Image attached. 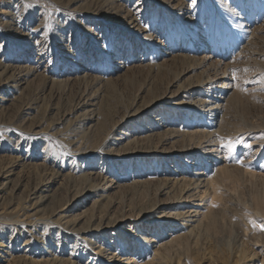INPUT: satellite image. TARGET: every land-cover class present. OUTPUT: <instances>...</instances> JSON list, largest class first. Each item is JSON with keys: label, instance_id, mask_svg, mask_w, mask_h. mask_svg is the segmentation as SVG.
<instances>
[{"label": "rangeland", "instance_id": "rangeland-1", "mask_svg": "<svg viewBox=\"0 0 264 264\" xmlns=\"http://www.w3.org/2000/svg\"><path fill=\"white\" fill-rule=\"evenodd\" d=\"M176 2L181 5L174 6ZM263 2L264 0H197V4L193 6L191 0H0V52H7L8 61L16 64L19 53L27 48L32 58L23 66L37 65L34 75L28 78V85L22 87L23 90L9 84L0 92V96L4 98H11L12 95L17 97L4 113H0V134L6 136L5 126L11 128L20 124L13 136L8 135V140L0 136V174L8 170H13L14 173L10 175L12 182L9 184L10 188L14 187V192L8 195L10 201L2 210L4 215L15 214L14 219L19 217L20 220L16 219L20 222L29 220L28 205L31 198L51 185L53 190L49 200L51 197L56 198L53 204L42 206V212L46 217L44 220L52 228L41 245L45 247L43 251L49 253L68 252L64 236L55 230V224H51L54 219L48 218L51 211L56 208L58 212L61 204L77 198L91 183H102V175L108 173L105 177L110 181L113 179L112 186L96 191V196L108 194L103 211L108 212L113 222H118V226L113 227L110 233L123 236V231L130 233L133 227L142 225L157 240L180 229V224L155 229V226L151 227L147 222L139 221L138 224L136 220L145 219L144 211L153 207H156L158 214L170 209L181 210L182 206L174 203L189 185L175 184L171 190L155 178L184 176L198 181L202 176L198 174L204 171L205 177L209 175L213 176L211 179L214 178L213 184H210L212 190L209 188L208 191L210 198H213L209 209L219 208L215 211L217 223L210 230L199 231L196 243H190L179 250L168 247L161 264L262 262ZM223 6L232 10V23L228 19H221L219 10ZM175 13H180L182 20H176ZM130 16L134 19L132 23L129 21ZM5 22L10 26L7 24V28L3 29L5 25L2 23ZM238 22L241 23L237 24ZM195 23L199 25L195 30L199 34L191 32V29H195ZM243 29L252 30L248 39L242 37L240 31ZM4 42L6 44L1 45ZM202 57L209 58L205 62ZM19 70L24 72L25 68L10 69V73L14 72L17 76ZM81 72L87 77H81ZM216 76H219L216 79L219 86L214 93L225 98L222 100L223 109L218 110L221 113L218 114L220 116L217 122L214 116L202 114V117L200 112L169 106L171 103L181 104L193 97H202L203 93L207 96L212 85L206 86L203 93H188L185 89L203 78L213 79ZM68 77L73 79L59 82ZM54 80L57 82L53 84ZM92 96L98 97V103L101 102L99 105L103 104L102 109L109 110V115L107 129L103 134L98 137L95 135L89 141L85 139V145L82 140L67 143L63 133L58 135L52 131L53 137L44 136V140L32 131L38 125L39 131H45V128L57 122L60 123V129L68 125L69 128L65 129L73 131L77 126L73 119L85 111L79 107ZM137 107L144 110L143 115L111 132L114 125L119 124ZM153 117L158 120L154 121ZM188 117L196 122H189ZM206 119L216 123L217 131L209 138L212 141L210 144L215 145L217 150L212 153H205L211 146H199L206 139V132L212 129L210 124L204 122ZM171 129L178 134L193 130L198 133L193 135H197L196 138L192 135L189 138L172 137L171 134L167 135ZM126 130L130 131L132 138L146 134L149 136L146 135V139L139 138L137 145L131 148L120 149V153H134L126 156L127 158L123 157V161L116 160L113 163L105 155L96 153L91 164L83 168L82 160L71 158L76 149L97 147L94 149L105 151L111 144L106 142V139L109 141L108 133L111 132L110 136L121 135ZM229 144L234 145L232 150L227 147ZM135 149H141L144 154H135L139 151H133ZM182 150L185 152L179 154ZM20 156L23 164L16 162ZM196 159H199V165L191 166L189 163ZM215 168L220 170L219 174L216 173L217 170L214 171ZM84 171L90 173V180H83ZM124 175L128 179L150 176L149 180H153L152 177L155 181L146 184L125 182L128 185H124ZM93 198L97 197L90 194L88 198L75 200L74 208L69 213L91 205ZM151 213L147 214L150 216ZM125 218L132 220L124 221ZM13 231L0 236V264H51L49 260H44L49 257L48 252H42L41 256L28 252L27 258L19 261L16 255L18 251L25 250L26 246L22 237ZM128 244L126 240V245ZM137 250L138 246L134 247L132 253ZM75 251L77 252V248ZM85 253L86 256L79 264H85L87 257L93 255L89 250ZM141 257H144V253L139 259Z\"/></svg>", "mask_w": 264, "mask_h": 264}, {"label": "bare ground", "instance_id": "bare-ground-1", "mask_svg": "<svg viewBox=\"0 0 264 264\" xmlns=\"http://www.w3.org/2000/svg\"><path fill=\"white\" fill-rule=\"evenodd\" d=\"M109 1H111V0H109ZM214 3L217 4L216 1ZM228 4H227V6H229ZM180 5H181V3L180 4L177 3L176 5L174 4V6H180ZM226 7H224V8L220 7L221 10H219V15H221L222 20L228 19L232 23L233 19H234V14H232V12H231L232 10H228ZM117 12H118V10H117ZM141 14H143V13H141ZM174 17L176 18V20H178V18L182 20V18H180V13H175ZM133 20H132V17L130 16V20H129L130 23H132ZM234 22L236 23L237 21H234ZM240 23L238 22L237 24H240ZM3 24L5 25L3 27V29H6L7 28L6 25L8 23L5 22V23H2V25ZM193 26L195 29H191V32L197 33L195 30L197 28H199L198 27L199 25H197L195 23V25H193ZM12 29H13V27H12ZM33 30H36V28H34ZM140 31H142V30H140ZM16 32H18V31H16ZM240 32L242 33V35H243L242 37H244V38H247V36H249V34H252V30H244L243 29ZM30 34H31V31H30ZM197 34H199V33H197ZM234 35H236V34H234ZM2 44L5 45L6 42L1 43V45ZM0 51H2V49ZM6 54H8V53L6 52ZM6 54L5 53L0 54V92L4 89L3 87H5L6 85H9V84H11L12 86H14L15 88H18V89L21 87V90H23V88H25L28 85V78L31 75H34L37 65L32 66V67L29 66V64H28V66H23L25 64V62H29L30 59L32 58L31 53L29 52V50L27 48L25 50H23V52L19 53V58L16 59V61H15L16 64L9 62L8 56ZM17 55H18V53H17ZM206 56H208V55H206ZM36 58H38V57H36ZM208 58L209 57H207V58L202 57L203 61L207 60ZM39 66L40 65H38V67ZM22 67H24L25 70H24V72H23V70L22 71L19 70L20 71V72H18L19 75L16 76L15 75L16 73L13 74L14 72L10 73V69H17V68L21 69ZM206 70H208V69H206ZM12 71H14V70H12ZM81 73H82L81 77H87V75H85V73L84 74H83V72H81ZM213 73H215V72H213ZM71 79H73V78L68 77V78L63 79V80H59V79L58 80H59V82H62V81H70ZM216 79H219V76L213 77V79H210V77L203 78L199 83L185 89V92H188V93L191 91L193 93H195L196 91L202 92V90L204 91V88L206 86L212 85L211 89L209 90V94H207V96L202 92L204 95L202 97H198L196 95L197 97H193L187 102H183L181 104L171 103V104H169V106L170 107H177L179 109H180V107H183V108H186L188 110L200 112L201 115L206 114L207 116L208 115L211 117L214 116V119L217 122V119L220 116V115L218 116V114L221 113V112L218 113V110L224 106V104H223L224 102L222 103V100H224L225 98L222 96L220 98L218 95L215 94L216 93L215 88L219 86V82ZM52 82L54 84L57 81L54 80ZM223 93H224V91H223ZM16 98H17L16 95H12L11 98L10 97L4 98V97L0 96V113H4V111H6L8 109L9 105H11ZM97 98H98L97 96H92L88 100L85 99L86 100L85 103L84 104L82 103L83 106L79 107V109H81V110L85 109V111L82 114L80 113L79 115H77L73 119V123L75 122L77 124V126L75 128L73 127L74 128L73 131L70 129H68V130L65 129V128H69L68 125L65 126V128L60 129L59 128V125H60L59 122H57L56 124H53L52 126L45 128V131H43L44 129H42V131L41 130L39 131L38 128H40L39 127L40 125H38L37 128H35L32 131H34V133L36 132L35 135L38 138H42L44 140L46 137H49V136L53 137L52 131H54L58 135L63 133V135L66 137L65 141L67 143H69V142L78 143L80 140H82V143H84L85 139H87L89 141L95 135H97V137L99 135H102L103 132L105 131V129H107L106 124H107V116L109 115V112H108L109 110L107 111L106 109H102L103 104L99 105V103H101V102L99 101V103H98ZM152 107H153V105L150 108H152ZM140 108L137 107L133 112H131L127 116H125L119 124L114 125L111 129V132L114 129L121 128L122 126L127 125L128 123H131L132 121H134L135 119H138L141 115H143L144 110L140 109ZM148 108H149V106H148ZM203 115H202V117H203ZM155 117H153V118H155ZM187 119H189V122H196V121H194V119H192L190 117H188ZM156 120H158V118L154 119V121H156ZM60 122H61V120H60ZM204 122H206L207 124H210L209 127H211L212 129H211V131L206 132L207 133L206 139L201 141L199 146H201V147L211 146V147H209L210 150L208 149V151L205 153H209V152L212 153V152H215L217 150L214 147L215 145H212V143L210 144V142H212V141H210L209 138H211V136L217 131L215 128L216 123L212 122L211 119H206ZM19 125H18V127H19ZM73 125H75V124H73ZM5 127L7 128V129L4 128L5 132H7L6 136H5V134L4 135L0 134V136L6 138L7 140H8V135L13 136L14 131L19 130V128L17 126L16 127L11 126V128H10V126H5ZM20 127H22V126H20ZM64 129H65V134H64ZM168 131H169V134L167 133L168 136L170 134L172 137L186 136L184 138H187V136L189 138L190 135L193 136L195 133H198L194 130L190 131V132H188V131L187 132H181L179 134L177 131H173L172 129L168 130ZM111 132L108 133L109 134L108 135L109 141H108V139H106L107 140L106 142L111 143L110 146H112V147L108 146V148H106L105 151H99L100 149L96 150L97 147H94L96 149H94V148H92V149H89V148L85 149L84 148V150H79V149L77 150L76 149V152L75 153L73 152L71 154V158H73L74 160H78V161L82 160L83 161L82 165L79 162L78 163L83 168L85 165L89 166V164H91V161L94 158V155H96V153H101V154L105 155L107 157V159H109V161L113 162V163L116 160L123 161V157H126V156L129 157V156H131V154H134V153H131V151H128L126 153H123V152L120 153L119 150L120 149L123 150L125 147L131 148L133 145H135L137 143L139 138L140 139L141 138L146 139L145 137L147 135L146 134L145 136L142 135L139 137L132 138L129 130H126L125 132L121 133V135L118 134L120 136H118L116 134L113 136H110ZM44 136H45V138H44ZM147 136H149V135H147ZM55 137H56V135H55ZM196 137H197V135H195L194 138H196ZM47 140H48V138H47ZM72 141H74V142H72ZM84 145H85V143H84ZM75 147H78V146H75ZM98 148H100V147H98ZM101 148H103V147H101ZM182 149H184V148H182ZM204 149H206V148H204ZM30 150H32V149H30ZM74 151H75V148H74ZM133 151H138V152H135V154H139V155L144 154V153H142L141 149H135ZM182 152H185V150L179 151L178 153L181 154ZM164 155H168V154H164ZM20 157L17 158L18 159V161H16L17 164H19L18 162L22 159V157L21 158ZM198 158L200 159L201 157H198ZM199 159L193 160L189 164L191 166L199 165V163L197 162ZM20 163L23 164V162H21V161H20ZM33 163H35V162H33ZM216 168L214 169V171L217 170ZM12 171L13 170H8V171H5V172L0 174V236L3 235L4 233L8 232V231L14 230L13 233L16 232L20 238L22 237L21 239H23V244L26 246V249L18 251V254L16 255V258L19 261H22L25 258H27L26 253H28V252H30L32 254H36V256H41L42 252H45L46 254H47V252L49 253V251H46V250L43 251L45 249V247L43 245H41V243L45 239H47L46 237L49 235V231L52 228V225L51 226L48 225L46 223V220H44V219H46V217H44V213L42 212L43 211L42 206H47V205L53 204V201L56 198V196H55V198L51 197L52 199L49 200L50 196L52 195L50 192L53 190L51 185H48L43 189L40 188V189H42L41 193H39L38 195H37V193H35V196L33 198H31V200L29 202V205H28V208L30 211L29 220H25V221L22 220L20 222V221H18V220H20L19 217H18L19 219L17 217H15V219H14L15 214H14V216L13 215L5 216L2 210H3L4 206L10 201V198L8 197V195H11L14 192V187L13 188L9 187V184L12 182V177L10 175L14 174ZM219 171L220 170L218 169L216 173L219 174ZM89 174L90 173L85 172L82 175L83 180H90V177H88ZM94 174H97V173H94ZM107 174L108 173H105L104 175L107 176ZM195 174L197 175L196 172H195ZM100 175H102V174H100ZM198 175L203 176V177L201 176L198 179V181L193 180V177H191L192 179H186V177H184V176H175L174 178L171 179V178H167V176L163 177L164 174L162 176L163 178H160V179H156L157 177L155 178V180L159 181V183L164 184L165 187L167 186L168 188H171V187L174 188L175 186H173V185H175V184L181 185V184L185 183V184L189 185V187L187 186V188H185L186 187V185H185V187H184L185 189L183 188L184 193L179 197L180 199L174 203L176 205L182 206L181 210L173 211L170 209L167 211H163L161 214H158L156 207L155 208L153 207L149 210L146 209L147 211H144L145 219L136 220V222H138V224H139V221H142V223L147 222V224L149 226H151V227L155 226L154 227L155 229H157L160 226L167 227V226H170L171 224H173V226H174L175 223L180 224V227H181L180 229L175 230L172 233H169L168 235H166L165 237H163L161 239L158 238L157 240L154 239L153 235L151 236L148 233V231L146 230L147 228L142 226V225H139L137 227L136 226L133 227L132 231L130 230L131 229L130 228L129 229L130 233L123 231V234H122L123 236H117V235L115 236L114 234H116V233H110L111 232L110 230L113 227L116 228L118 226V225H116L118 222L117 223L113 222V220L109 217V214H107L108 212L103 211L106 207V202L108 200V194L103 193L101 195L96 196V194H98V193H96V191L106 190L107 188L111 187L112 186L111 181L113 179H111V181H110L109 179H107L105 176L102 175V177H101L103 179L101 181L102 183H100V184L91 183L90 186L85 188L83 190V192L77 196V198H75V199L73 198L72 201H70V202L68 201L66 203L61 204L59 206L58 212H57L56 208H54L51 211V216L48 218L54 219V222H52V221H50V222H52L51 224H55L57 226V229H55V230H58L64 236V242H65L66 248H68L69 251L68 252L63 251L62 253H54V252L49 253V257H47L44 260H49L51 262V264H79V261H82V258H84V256H86L85 252L87 250H89V251H91V254H93L95 256H93V255L88 256L87 257L88 260L86 259L87 261L85 262V264H161V263H163L161 260H164V258H165L164 253L166 251H168L167 250L168 247H171L173 250L174 249L179 250V249H182L184 246L187 247L188 244H190V243H196V234L199 231L202 232V230H210V227L211 226L213 227V225L215 223H217L216 222V213L217 212L215 213V211H217V209H219V208H217V209L215 208L216 210L209 209L210 203L213 202L212 201L213 198L212 199L210 198V195H209L210 193H208V191H209V188H211L210 184L214 178L211 179V177H213V176L209 177V175H207V174H206L207 176L205 177L204 171L202 173H199ZM123 177H124V178H122V179H124L123 182L124 183L125 182L130 183V184H144V183L146 184L148 182L155 181L154 178H152V177H151V179H153V180H149L150 176L148 178H144V179L142 177L128 179L125 175ZM171 177H173V176H171ZM209 179H211V181ZM126 183L124 185H128ZM212 184H213V182H212ZM190 186L191 187L193 186V187L191 188ZM172 188H171V190H173ZM211 190H212V188H211ZM163 191H164V189H163ZM90 194H93V197L94 196L97 197V198H93L91 200V205L82 206V208H80L78 211L69 213L70 210L72 208H74L75 200L77 201L78 199H82L84 197L88 198V195H90ZM213 197H215V196H213ZM210 199H211V201H210ZM148 212H152L150 216L147 214ZM17 215L18 214H16V216ZM125 220H132V218H125L124 221ZM212 227H211V229H212ZM214 227H215V225H214ZM110 234H112V235H110ZM127 234H129V236H127ZM198 234H200V233H198ZM88 235H91V236H88ZM72 238H76V239H72ZM126 240L129 243L128 245H126ZM55 241H56V239H55ZM68 241L71 243H68ZM132 243H133V245H132ZM136 246H138L139 250H137V252H135V253H132L134 251V247H136ZM84 247H86V249H84ZM144 247H146V248L144 249ZM71 248H72V251L70 250ZM76 248H77V252L75 251ZM34 252H36V253H34ZM74 253H76L77 255H75ZM142 253H144V257H141V259H139L140 255ZM95 260H97V262H95ZM31 261H35V260L31 259ZM119 261H120V263H119ZM259 262H260V260H259ZM259 262H254L252 264H260V263L264 264V260L260 263Z\"/></svg>", "mask_w": 264, "mask_h": 264}, {"label": "snow or ice", "instance_id": "snow-or-ice-1", "mask_svg": "<svg viewBox=\"0 0 264 264\" xmlns=\"http://www.w3.org/2000/svg\"><path fill=\"white\" fill-rule=\"evenodd\" d=\"M191 4H192L193 6H195V5L197 4V0H191ZM227 147H229V149L232 150V149L234 148V145L229 144V145H227ZM249 147H250V145H249ZM260 227H261L262 229H264V223H262V224L260 225Z\"/></svg>", "mask_w": 264, "mask_h": 264}]
</instances>
